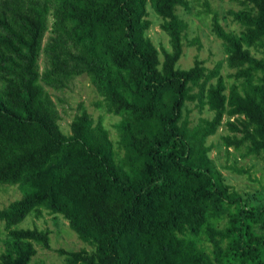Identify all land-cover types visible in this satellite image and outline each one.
<instances>
[{"label":"trees","instance_id":"trees-1","mask_svg":"<svg viewBox=\"0 0 264 264\" xmlns=\"http://www.w3.org/2000/svg\"><path fill=\"white\" fill-rule=\"evenodd\" d=\"M241 3L239 32L213 16L222 59L183 68L190 0H0V184L24 192L0 208V264L49 248L48 230L15 227L43 210L90 247L59 249L63 264H264V191L234 189L206 144L221 128L226 155L264 164V0ZM81 75L120 117L116 146L85 108L58 122L46 87ZM192 101L211 115L193 123Z\"/></svg>","mask_w":264,"mask_h":264},{"label":"rangeland","instance_id":"rangeland-1","mask_svg":"<svg viewBox=\"0 0 264 264\" xmlns=\"http://www.w3.org/2000/svg\"><path fill=\"white\" fill-rule=\"evenodd\" d=\"M243 0H190V10L183 11V17L187 22V27L183 36V55L177 65L183 68L192 65L195 57L204 61V65L213 68L216 63L224 56L220 40L215 36L211 27L212 19L216 14L219 23L228 30L239 32L238 23L233 21L231 11H236L243 7ZM150 10V8H149ZM148 18L151 20L148 35L155 46L161 48L169 47L168 36L160 29V20L149 11ZM49 33L45 34L44 41L48 38ZM45 59L42 55L40 66L43 68ZM227 84L232 81L229 76L233 72L228 68L226 63H222L220 70ZM55 102L58 110V122L65 133L70 130V122L73 116L85 108L95 121L101 120L107 128L109 136L114 146L118 139L115 128L120 117L108 113L102 97L96 92L94 86L90 83L86 75L78 76L68 82L62 90H54L46 87ZM189 118L193 123H197L200 117L210 116L212 112L206 108L202 112L195 107V101L189 102ZM222 133L220 128L216 134L207 138L206 144H212L209 152L210 157L216 159L217 164L229 166L222 168V173L226 176V181L236 190L245 194H259L263 196L264 191V164L262 161L251 157H238L234 161L232 155H226L224 148L220 147L219 134ZM237 169H242L239 172ZM24 192L18 185L0 184V208L6 206L9 202L20 198ZM37 227L49 231V248L37 245V252L32 257V264H63V255L59 249L76 250L80 248L90 249V247L79 239L76 233L70 229L66 220L61 216H55L46 210L36 216L29 213L15 227ZM5 237V229L0 223V245Z\"/></svg>","mask_w":264,"mask_h":264}]
</instances>
